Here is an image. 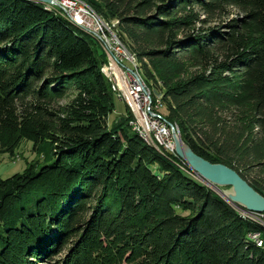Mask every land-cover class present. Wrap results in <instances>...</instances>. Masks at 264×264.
<instances>
[{
  "label": "trees",
  "instance_id": "16d2710c",
  "mask_svg": "<svg viewBox=\"0 0 264 264\" xmlns=\"http://www.w3.org/2000/svg\"><path fill=\"white\" fill-rule=\"evenodd\" d=\"M98 1L183 142L264 197V0ZM77 29L0 0V154L28 141L43 163L0 178V264H264L249 238L264 229L147 145L131 115L109 126L108 64Z\"/></svg>",
  "mask_w": 264,
  "mask_h": 264
},
{
  "label": "rangeland",
  "instance_id": "374dc122",
  "mask_svg": "<svg viewBox=\"0 0 264 264\" xmlns=\"http://www.w3.org/2000/svg\"><path fill=\"white\" fill-rule=\"evenodd\" d=\"M29 1H32V2L36 3V5H40V7H42L43 10H45V11H47L49 13L54 14L55 16L63 19L65 22L68 21L67 23L70 24V25H72V26H73V24L63 14L64 11L59 6H56V4L59 5V4H62L63 2H66V3H74L76 5L77 4L78 5H81L87 11H92L94 13H97V12L94 9L95 6L93 4L94 3L99 4V1L98 0H40L41 2L43 1L41 4L39 2H37V0H29ZM51 4H54V5H51ZM49 6H52V7H54V9H57L59 13L58 12H55ZM99 16H101V15H99ZM102 19L104 20L105 23H108V26H110V27H112V25H115V26L117 25V22L116 21H113V22L110 23V22H107L103 17H102ZM112 31L113 32L116 31V32H114L115 35H118V31L116 30V27ZM76 32L82 38H84L85 40H87V41H89L91 43L92 48L95 50V52L97 53V55L104 60V63H105L107 61V55L105 53V50L102 49V47L94 39V37L91 36L90 34H87L85 32L80 31L79 29H77ZM127 48L132 53H134L128 46H127ZM140 64H141L140 77L143 79L144 84L149 87V90L148 91H149L150 97L152 99L151 100V102H152V104H151L152 105L151 106V112H153L154 116L156 117L157 122L159 121V123H164L165 125H168L169 132H170L171 143L173 144V151L171 152L169 150H164V149L157 150V149L153 148L152 146L151 147L154 150H156L158 153H160L161 155H164L165 153H168V152L176 155V153H174L173 133L171 132V128L169 126L171 123H170V120H169L168 105H167V103H165L163 101V93H164V91H163L162 87L160 86L161 84L158 83V85L156 87L155 84H154V82H152L150 80L147 81V79H146V77L144 75V70H143L142 63H140ZM107 69H108V67H107ZM107 69H106V71H107ZM106 71H105V73H106ZM101 72L103 73V70H101ZM103 76L108 80V82L110 83V85L112 84L113 91H114V92L113 91L112 92L115 94V96H114L115 110L108 117V124H109L110 127H112L114 125V123L116 122V120L119 117L126 116L128 114L131 115V114H130V109L128 107V104L126 102L122 101L123 99H120L119 98V93L114 88V81L112 82L111 80H109L110 77L107 75V73H106V75L103 74ZM148 87H147V89H148ZM74 98H75V95L70 94V95L67 96V99L62 102V104H65V103L73 100ZM171 125H173V124H171ZM173 126H174V129H175L174 135L176 134L179 137H181V139H182V135L180 133L179 127H177L176 125H173ZM32 149H33V144L31 142L23 141L21 143L20 147L15 152V156L11 157V156L6 155V154H0V178L1 179H8V178H10V177H12V176H14L16 174H21V173H23L25 171V169L27 168V165L29 163H33V162H36V161H40V165L42 166L43 165L42 161L33 152ZM176 157L179 159L180 162H182L184 164V166H186L189 170H191L189 168V165L187 164V162L185 160L181 159L177 155H176ZM190 173H191V176L197 180L195 174L192 173V172H190ZM208 188L211 191H213L215 194H217L219 197H221L219 195V193H217L213 188H211V187H208ZM221 190L222 191H225L226 193L229 192V189L228 188H221ZM227 204L230 205L237 212V214L239 215V217H241L242 219L244 218V219H247V220H249L251 222H254V223H257L258 224L259 222L257 220H255V219L256 218H259L260 219V223H261V224L259 223V226L263 229V217H261V218L260 217H256L257 215H263V213H253V212L250 213V212H247V211H245V210H243V209H241L239 207H235L234 205H232L230 203H227ZM253 214H255L256 216H253ZM258 233L260 234L259 235L260 238L263 239L262 233H260V232H258ZM251 235H253V234H251ZM251 235L249 236V238H250V240L252 242H254V240L252 239Z\"/></svg>",
  "mask_w": 264,
  "mask_h": 264
},
{
  "label": "built area",
  "instance_id": "2783aa9c",
  "mask_svg": "<svg viewBox=\"0 0 264 264\" xmlns=\"http://www.w3.org/2000/svg\"><path fill=\"white\" fill-rule=\"evenodd\" d=\"M64 15L84 27L96 33L102 45L108 50L111 58V66H107L115 75L114 88L119 93V98L128 105H133L137 112L138 126L137 130L145 133V136L159 149L172 150L173 144L170 139L169 128L164 123L157 122L154 114H151L145 94L138 83L132 78V72L129 69L128 60L123 56L118 42L112 38L109 27L101 22V16L92 11H87L81 5L63 2L59 4ZM59 13V12H58ZM263 225H264V213ZM260 221L259 218H256ZM252 237V235H251ZM253 239V237H252ZM255 241V239H253Z\"/></svg>",
  "mask_w": 264,
  "mask_h": 264
},
{
  "label": "water",
  "instance_id": "95a60500",
  "mask_svg": "<svg viewBox=\"0 0 264 264\" xmlns=\"http://www.w3.org/2000/svg\"><path fill=\"white\" fill-rule=\"evenodd\" d=\"M174 139V153L189 165L197 180L213 188L224 201L247 212L264 213V197L255 191L234 170L222 165L212 164L196 155L181 137L174 135L173 125H169ZM221 188H228L229 192Z\"/></svg>",
  "mask_w": 264,
  "mask_h": 264
},
{
  "label": "bare ground",
  "instance_id": "6f19581e",
  "mask_svg": "<svg viewBox=\"0 0 264 264\" xmlns=\"http://www.w3.org/2000/svg\"><path fill=\"white\" fill-rule=\"evenodd\" d=\"M37 2H39L40 4L43 2H41L40 0ZM77 3V2H76ZM84 3V2H83ZM80 4V3H79ZM51 5H54V4H51ZM86 5V4H85ZM51 7L55 12H58L57 9H54V7L52 6H49ZM48 7V8H49ZM56 8V7H55ZM50 9V8H49ZM99 15V14H98ZM66 17V16H65ZM67 18V17H66ZM68 19V18H67ZM70 20V19H68ZM68 22V21H67ZM70 22L73 24V26L77 27L78 29H80L81 31L87 33V34H90L91 36L94 37V39L100 44V46L102 47L103 50H105V53L107 55V63H108V66H111V58L110 56L108 55V50L106 48L105 45H102V43L100 42V38L99 36L92 32L90 29H87L86 27L83 26V24L81 23H77L76 21L74 20H70ZM101 22L105 25V26H108V23H105L104 20L102 19L101 17ZM109 27V31L112 38H114L117 42H118V45L121 47V51L123 53V56L128 60V65H129V69L131 70L132 72V78L138 83V85L140 86V89H142V92L143 94H145V99L147 101V105L149 107V111H151V97H150V93H149V87L146 86L144 84V81L143 79L140 77V69H141V64L138 62V59L136 57L135 54H133L128 48L127 46L121 41V39L119 38L118 35H115L114 32L116 31H112L114 28H115V25H112V27L108 26ZM113 28V29H112ZM107 75L110 77V80L114 83H115V75L114 73L109 70V68L107 69L106 71ZM148 87V89H147ZM159 101V100H158ZM155 104V103H154ZM159 104V103H158ZM129 109H130V114L132 116V120L130 122V126H131V130L138 134L144 141L147 145H149L150 147L152 146L153 148L159 150V147L158 146H155L146 136H145V133L142 132L141 130H137V126H138V117H137V112H136V109L133 105H128ZM153 108V107H152ZM155 108V107H154ZM151 114H153V112H151ZM166 127H168V125H166ZM165 150V149H164ZM172 152V150H169ZM190 171V170H189ZM191 172V171H190ZM253 216H256L255 214H253ZM256 217H262V215H257ZM257 220L259 223L260 221L258 219H255ZM256 221V222H257ZM258 223V225H259ZM257 224V223H256ZM261 224V223H260ZM263 229H264V225H263ZM260 234L259 233H255L252 235L253 239H255V243L258 247H262L263 244H264V241L263 239L260 238L259 236Z\"/></svg>",
  "mask_w": 264,
  "mask_h": 264
}]
</instances>
